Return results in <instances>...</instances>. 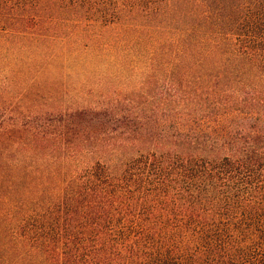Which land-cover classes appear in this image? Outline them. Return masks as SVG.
Here are the masks:
<instances>
[{"label": "trees", "instance_id": "trees-1", "mask_svg": "<svg viewBox=\"0 0 264 264\" xmlns=\"http://www.w3.org/2000/svg\"><path fill=\"white\" fill-rule=\"evenodd\" d=\"M0 264H264V0H0Z\"/></svg>", "mask_w": 264, "mask_h": 264}, {"label": "rangeland", "instance_id": "rangeland-1", "mask_svg": "<svg viewBox=\"0 0 264 264\" xmlns=\"http://www.w3.org/2000/svg\"><path fill=\"white\" fill-rule=\"evenodd\" d=\"M110 66V59L109 58H104L103 61H99V64L96 66V68H98V72L99 74H109V72L107 71L108 68ZM69 67V66H68ZM89 71H92L95 70V69H91L89 68L88 69ZM66 76H65V80L63 81L64 82V85L66 87L67 90H69V92L71 91V94L74 95V94H77L79 91H80V85H79V78H78V72L76 70V68L73 66V67H69L67 72H65ZM94 74V73H92ZM96 76V74H94L92 76V78H94ZM95 85V81L93 82V86Z\"/></svg>", "mask_w": 264, "mask_h": 264}]
</instances>
